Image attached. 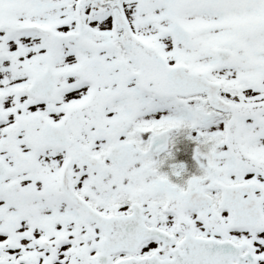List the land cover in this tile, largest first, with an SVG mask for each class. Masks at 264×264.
<instances>
[{
	"label": "snow or ice",
	"instance_id": "obj_1",
	"mask_svg": "<svg viewBox=\"0 0 264 264\" xmlns=\"http://www.w3.org/2000/svg\"><path fill=\"white\" fill-rule=\"evenodd\" d=\"M0 264H264V0H0Z\"/></svg>",
	"mask_w": 264,
	"mask_h": 264
}]
</instances>
